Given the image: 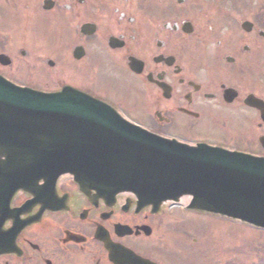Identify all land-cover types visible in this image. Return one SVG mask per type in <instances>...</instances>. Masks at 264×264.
<instances>
[{
    "label": "flooded vegetation",
    "instance_id": "af4514ba",
    "mask_svg": "<svg viewBox=\"0 0 264 264\" xmlns=\"http://www.w3.org/2000/svg\"><path fill=\"white\" fill-rule=\"evenodd\" d=\"M0 76L72 86L155 133L264 157V0H0ZM18 185L0 160V264L191 259L172 206L93 202L68 176Z\"/></svg>",
    "mask_w": 264,
    "mask_h": 264
},
{
    "label": "water",
    "instance_id": "95a60500",
    "mask_svg": "<svg viewBox=\"0 0 264 264\" xmlns=\"http://www.w3.org/2000/svg\"><path fill=\"white\" fill-rule=\"evenodd\" d=\"M0 120L22 141L11 156L28 173L75 174L102 192L130 190L157 207L188 202L264 229V159L164 139L71 88L47 95L0 81Z\"/></svg>",
    "mask_w": 264,
    "mask_h": 264
},
{
    "label": "rangeland",
    "instance_id": "374dc122",
    "mask_svg": "<svg viewBox=\"0 0 264 264\" xmlns=\"http://www.w3.org/2000/svg\"><path fill=\"white\" fill-rule=\"evenodd\" d=\"M176 207L174 219L187 238L195 264H264V231L206 213L181 211ZM181 211V212H180ZM186 219V220H185ZM197 241H193L194 238Z\"/></svg>",
    "mask_w": 264,
    "mask_h": 264
}]
</instances>
